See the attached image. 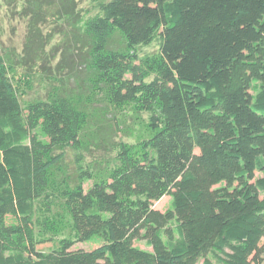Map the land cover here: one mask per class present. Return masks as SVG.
Returning a JSON list of instances; mask_svg holds the SVG:
<instances>
[{"label":"trees","instance_id":"trees-1","mask_svg":"<svg viewBox=\"0 0 264 264\" xmlns=\"http://www.w3.org/2000/svg\"><path fill=\"white\" fill-rule=\"evenodd\" d=\"M93 3L83 82L0 48V264H264V0Z\"/></svg>","mask_w":264,"mask_h":264},{"label":"rangeland","instance_id":"rangeland-1","mask_svg":"<svg viewBox=\"0 0 264 264\" xmlns=\"http://www.w3.org/2000/svg\"><path fill=\"white\" fill-rule=\"evenodd\" d=\"M94 0H0V48L8 62H12L18 70V74L31 71L34 75V90L28 99L43 97L46 93L48 83L47 76L52 71L57 75L62 73L64 66L69 73L75 77L69 79L73 86L74 80L83 82V69L76 63L73 68L68 61L80 51L81 38L80 26L86 17L96 13ZM75 6V11H69V5ZM84 18V19H83ZM83 19V20H82ZM79 44V46H77ZM157 48V42L143 48L151 52ZM61 63L57 67V63ZM64 75V74H63ZM122 113L119 119H126L124 126H130L131 136L123 139L134 141L144 134L140 123L128 112ZM103 153L102 148H96L88 152L89 160L96 161ZM85 194H88L92 182L85 185ZM220 184L214 187H219ZM171 197L163 196L154 202V207L165 211L170 204ZM137 245L146 247L144 242L137 241ZM51 243H43L39 247L45 248ZM74 248L91 249L90 242H78Z\"/></svg>","mask_w":264,"mask_h":264}]
</instances>
